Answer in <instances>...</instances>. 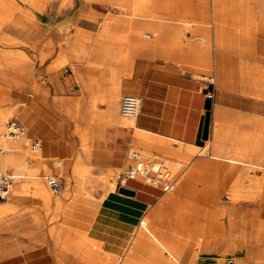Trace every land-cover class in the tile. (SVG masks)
<instances>
[{"label":"rangeland","instance_id":"1","mask_svg":"<svg viewBox=\"0 0 264 264\" xmlns=\"http://www.w3.org/2000/svg\"><path fill=\"white\" fill-rule=\"evenodd\" d=\"M119 1L125 3L126 6L117 4ZM189 1L202 3L204 0H81L83 5H79L77 0H7L10 6H4L3 10L0 11V17H4V20L0 21V39L7 38V40L2 39L0 42V67L10 66V70L0 73V87L2 88L0 89L6 91L0 93V98L3 100L0 108L12 116L4 121L3 133H6L7 123L17 119L26 126V134L29 138L24 136V139L21 140L28 146L27 150L20 156L24 167L0 169V171H12L17 175L14 183L17 181L30 182L31 180L26 177L37 173V159L42 158L40 151H33L32 140L41 139L42 146L45 144V138L39 131L29 130L30 123L40 120L42 116L33 113L27 122L17 116V108L12 105L13 102L22 100L31 107L36 103L37 96L49 105L52 111L49 121L52 124L51 129L54 137L58 143L66 146V148L55 152L52 156L53 160H49V167L41 171L42 181L48 187L49 194L53 199L60 200L59 204H54L57 207L45 208L40 206L32 196H28L22 204H18L12 214L32 213L34 216L27 214L24 222L12 227L2 223L4 218L0 219V233L14 228H18L17 231L20 233H26V230L33 231V238L30 239L33 241L31 249L35 246L46 247L48 252L51 250L50 253H52L56 264H69V255L75 252H79L80 255L76 254L70 257L74 264H118L132 233L139 225V221L147 218L156 204L145 209L142 216L137 217L135 213L138 208L121 202L123 197L117 189L107 195L103 182L107 173H103L102 167L95 166L83 151L84 136L88 131L93 133L89 140L90 145L101 142L106 150L112 149V131L103 125L111 123L115 119L111 98L99 92L100 88L97 81H102L100 68L90 73L87 71L96 58L84 53V50L91 52L95 48L94 41L96 38L106 26H110L112 29L107 33L106 39L124 42L117 43L114 47H111L110 42H107L106 45L110 46L111 49L113 48L117 55L134 56V39L129 35L119 36V34L128 31H140L145 27L142 22L144 19L139 16L135 17L132 14L133 10H140L139 12L145 16V23L152 24L155 23L154 21L162 22L164 20L166 23H175L180 26L182 34L180 38H185L180 43L181 50L188 47L186 44L190 40L202 41L203 43L200 42V44L211 46V43L207 44L206 42L208 38L194 31L190 33V26L196 22L195 20H187L190 8L185 2ZM205 1L210 2V0ZM235 2L241 3L240 6L242 5V1L236 0ZM248 3L250 2L246 1L245 4L247 12L236 16V22L239 24H228L229 28L235 31V28L254 26L252 14L248 12L251 9V4ZM131 4L133 7L127 8ZM163 4H168L169 7L164 8ZM51 8L61 12L62 20L48 19V11ZM183 14L188 16L183 17ZM131 19L133 21L128 23L127 21ZM257 31L259 32L257 37L260 34L264 35V28ZM191 35L192 38L189 39L187 36ZM142 38L145 39V34ZM149 40L154 41L155 37L153 36ZM197 42L194 44L193 51L200 54L209 53V51L204 52L205 49L209 50L208 46L202 50L197 46L199 45ZM159 46L163 48L166 43L161 42ZM141 47L145 48V44ZM138 58L140 57H136V60ZM156 59L165 60V69L169 71L184 73L190 70L198 75L196 68H199L201 73L207 76V79H200L191 74L193 78L202 82H211L215 75L213 64L209 66L197 64L195 69H190L180 67L176 62L171 61V58L165 56H159ZM249 59H260L261 62L258 64L264 68V60L260 56ZM111 64L113 67H117V64ZM181 65L189 66L184 63ZM262 74L264 76V72ZM13 90H20V92L16 94ZM123 96L121 90L118 103V111L121 115L120 104ZM78 109L81 110L82 116L76 121L75 119L79 116L75 118L74 113ZM157 142L149 144H158L162 149H147L146 147L145 149H138L135 146H132V149L128 148L126 159H128L131 150L141 151L144 156L159 155L168 160V165L174 173L180 171L179 163L184 164L186 168L181 174L178 184L172 191L168 192L171 193L170 195L176 196L175 198L185 199L179 196L177 187L188 171L192 159L197 154L208 153V148L194 149L189 152V155L193 157L185 158L175 155V141H168V144ZM7 152L0 137V155H6ZM78 154L81 155V164H75ZM124 167H121V170L116 174L113 173L115 184L118 174ZM76 168L79 169V172L75 170ZM113 170L110 169L108 172ZM256 170L263 173L261 178L247 174L245 180L241 181L240 176L233 181L232 185L227 186V188L234 186L242 194L243 198L241 196L240 200L236 202L231 199L228 192L227 194L223 192L213 204L196 203L200 206L199 213H197L196 207L189 209L179 203L180 206L177 208L190 212L188 215L191 219L188 218L190 221L174 234V238L180 243H188L187 254L192 259L190 264H206L207 258L211 259L210 264H231L232 259L235 260L236 264H264V256L256 260H249L244 250L227 251L229 243L220 239L223 236L224 221L228 214L236 220L244 221L246 227L244 230L247 233L244 245H250L251 238L256 236L257 246L264 251V167H252L247 171ZM19 176L23 178L18 179ZM51 176L60 181L58 193H53L47 184L46 178ZM168 192L165 194L169 195ZM13 194L12 185L11 196L6 202L12 200ZM220 203L230 206L225 208L227 214L219 215L221 212L217 205ZM172 206L175 207V205ZM203 206L207 207L205 211ZM208 211L213 213H208ZM175 212L176 210L173 209L171 214ZM211 218L214 220L211 222L214 226L211 225L210 228ZM218 218L220 219L218 220ZM34 219L38 221L39 229L33 224ZM254 220L258 225L256 228L252 227ZM186 228H190L193 234L191 235ZM168 231L170 230L167 229L166 232ZM110 232L111 236H109ZM102 236L108 237L104 239L105 237ZM15 239L21 241L22 236ZM108 245L115 247L116 251L105 247ZM38 248L40 247L36 249ZM31 249L27 251L25 248L20 249L22 254L26 253L29 256L26 259L29 264H38L45 260V257H41V255L36 256L34 253H30ZM0 261L1 263L5 261L7 264L23 262L21 254L0 259ZM129 261V264H145V255L134 252L129 257Z\"/></svg>","mask_w":264,"mask_h":264},{"label":"crops","instance_id":"2","mask_svg":"<svg viewBox=\"0 0 264 264\" xmlns=\"http://www.w3.org/2000/svg\"><path fill=\"white\" fill-rule=\"evenodd\" d=\"M235 1L229 0L223 5L221 12L215 16L212 0H210L207 7H203L202 3L199 2H185L187 7L190 8V14L188 12L190 19L187 20H195L196 22L190 26V33L194 31L201 34L209 30L211 36L206 42L207 44L211 43V46L200 44L202 41L190 40L186 44L188 45L187 48L179 50L181 41L173 44L171 38L174 34L175 37L182 36L181 27L175 23L157 20L152 24L145 23V48L141 47L134 50V56L117 55L116 51L113 48L111 49L117 43L124 41L106 39L107 33L112 29L110 26H106L99 35L104 40H100L98 37L94 41L95 48L91 52L84 50V52L96 58L87 70L88 73L100 68L102 74L101 66H112L111 63L117 64L116 79H112L106 72L104 75L102 74V81H98L100 84L99 92L110 97L113 106L115 119L111 123L101 124L112 131V149L106 150L101 142L90 145L89 140L93 136L90 131L86 132L84 136L83 151L86 157L91 159L95 166L102 167L104 169L103 173H107L110 169L125 166L127 160L126 150L128 148L132 149L131 147L136 146V144L147 149H162L158 144H149L154 142L145 141L143 143L140 140L137 141L135 132L138 129L169 142L171 140L175 141L174 151L176 156L191 158L193 156L189 155L190 151L198 148L202 150L208 148V153L197 154L192 159L188 171L177 187L180 197L195 200V204H213L223 192L227 194V186L240 176L244 178L247 174L256 178L263 176L261 171L248 172L247 170L252 167H264V98L256 96L253 92V80L249 72L233 65L232 60L236 59L238 62L245 64L261 62L260 59L252 60L249 58L257 57L259 51L264 48V35L260 34L257 37L259 34L257 30H263L264 28V3L263 0H237L242 1L240 6L241 3ZM246 1L251 4V9L248 12L252 14L254 26L248 25L244 28H235L234 31L229 28L228 24H239V22H236V16L247 12ZM77 2L79 5H83L81 0H77ZM117 4L126 6L121 1ZM4 6L9 7L10 3L7 0H0V11L3 10ZM163 6L164 8L169 7L168 4H163ZM131 7H133L132 4L128 5L127 8ZM188 15L183 14V17ZM49 17L55 21L63 18L61 13L59 14L55 9L51 11ZM159 17L163 18L162 16ZM3 20L4 17H0V21ZM132 21L131 19L127 22L131 23ZM155 31L160 34L156 35ZM126 35L132 38V31L119 34V36ZM153 36L155 40L150 41L149 38L151 39ZM187 37L191 39L192 35ZM4 39L7 40V38ZM107 42H110L112 46H107ZM161 42H165L166 46L163 48L159 46ZM196 42L202 50L207 46L209 47H207L209 50L205 49L204 52L209 51L213 59L212 64L215 65V75L212 77L211 82H202L192 76L193 74L197 78L207 79L203 73L200 76L190 70L184 73L166 70V61L156 59L159 56H165L171 58V61L173 60L180 67L195 69L197 64L201 63L200 58L192 50ZM136 57L140 58L136 60ZM181 63L189 66L181 65ZM7 70L10 69L2 66L0 73ZM263 85L261 88L264 92ZM114 88H116L115 91ZM121 90L123 95H140L143 97L141 111L135 117L134 127H129L121 121L122 115L118 111ZM13 92L17 94L20 90H13ZM36 98V103L31 107L22 100L13 102L12 105L17 108V116L27 122L33 113L42 116L40 120L30 123L29 130H37L44 136L45 144L41 148V156L43 159L53 160V154L63 148L65 149L66 146L58 143L54 137L51 129L52 124L49 121L52 113L50 106L45 104L39 97L36 96ZM208 100H211L209 138L204 140L206 103ZM80 113V109L74 113L75 118L79 116L77 119L74 118L76 121L82 116V113ZM24 136L27 139L29 138L28 134ZM76 163H82L80 154L77 155ZM126 185L135 191V196L121 195L123 197L121 202L137 207L138 210L135 213L137 217L142 216L145 209L156 204V207L152 208L149 222L151 234L163 247L172 251L182 264H190L192 259L187 254L188 243H180L174 238V234L190 221L188 213L163 204L161 197L165 195V192L158 187L136 179L128 180ZM217 206L222 211L226 207H230L221 203ZM173 209L176 212L171 214ZM29 215L34 216L32 213H28ZM240 222L241 220H236L227 214L224 221L223 236L220 239L229 243L227 251L244 250L249 260L261 258L264 256V251L257 246L256 236L251 238L250 245H244L243 239H247V233L244 230L246 227L244 221ZM33 224L38 229L40 228L38 221L35 219ZM252 225L253 228L258 226L255 220ZM161 228H164V230ZM167 229L170 231L166 232ZM186 229L189 230L188 232L191 235L193 234L190 228ZM17 230L19 229L14 228L0 233V259H7L21 254L23 262L19 264H29L25 258L26 253L22 254L20 249L25 248L26 251L31 249L33 241L30 239L33 238V231L26 230V233H20ZM18 236H22L21 241L14 240ZM109 236H111V232ZM107 237L104 239H107ZM12 238L13 240H11ZM37 247L40 248L36 249ZM105 247L116 251V248L111 245ZM47 250L44 246H35L30 250V253L45 257V260L38 264H56L52 254ZM44 251L45 253H43ZM76 254L80 255L79 252L69 255V264H74L70 257ZM209 262H211V259L207 258L205 263L210 264ZM230 263L236 264L234 259Z\"/></svg>","mask_w":264,"mask_h":264},{"label":"bare ground","instance_id":"3","mask_svg":"<svg viewBox=\"0 0 264 264\" xmlns=\"http://www.w3.org/2000/svg\"><path fill=\"white\" fill-rule=\"evenodd\" d=\"M228 1L229 0H212V8L214 10V16L217 13L221 12L223 5H225V3H227ZM263 3H264V0H263ZM202 6L207 7L208 1L204 0L202 2ZM53 9L54 8H51L48 11V19L49 20L51 19L49 17V15ZM139 11L140 10H135V11L133 10L132 14H134L135 17L139 16V17L143 18L144 20L142 22L145 25V16H143ZM60 13L61 12H59V14ZM53 21H55V20H53ZM155 32H156V35L160 34V33H158V31H155ZM144 34H145V27L142 28L140 31L132 32V38L134 39V42H135L134 50L140 49V47L145 44V39L142 38L144 36ZM201 35H203L205 38H210L211 33L209 30H206V32L201 33ZM1 40L2 39H0V42H1ZM100 40H104V39L101 38ZM182 40H185V38L182 39V38H180V36L175 37V34L172 35L171 41H173L172 42L173 44L177 43L179 41H182ZM179 50H181V48H179ZM84 53H86V52H84ZM195 53L197 54V56L201 60V63H199V64H201V65L205 64V66L212 65L213 59L211 58L209 53H205V54H200L198 52H195ZM3 55H4V53H3ZM258 56H260L264 60V49L262 51H259ZM232 62H233V65H235L236 67L246 69L249 72V75H250L251 79L253 80V86H252L253 92H255L256 96L264 98V92L261 88L263 85V74H262V72H264V68L262 66H260L258 63L250 62L248 64L247 63L245 64V63L238 62L236 59L232 60ZM7 67L10 69V66H7ZM101 67H102V74L103 75L106 72H108V74L110 75V77L112 79H116V75H115L116 67H112V66H101ZM0 69H1V67H0ZM196 70H198L197 73H199L200 75L202 74L200 71L201 69L196 68ZM203 75H204V77H207L205 74H203ZM209 78H211V77H209ZM97 85L100 86L98 81H97ZM115 90H116V88H114V91ZM5 92L6 91H4V90L0 91V93H5ZM2 102H3V100L0 98V104ZM11 116H12V114H8L0 108V137L2 138L3 145L5 146V148L8 151L6 155H3V156L0 155V169H2V170L19 169L21 167H24V164L21 163L20 156L22 153H24L27 150V147H28L26 143L21 142V140L24 139V136L19 138V139H11V138H8L6 136L5 132L3 133V127H4L3 123L5 120H7ZM123 117H125V118H123ZM133 117H135V116H124L123 115L121 117V121L123 124H125L129 127H134L135 126V118H133ZM135 139L137 141L140 140L143 143H145V141L154 142V143H156L157 141L158 142L160 141V143L161 142H166V143L168 142L167 140H165L163 138L155 137L151 134L145 133V132L140 131L138 129L135 132ZM135 147H137L138 149H145L144 146H139L137 144ZM33 151L39 152V151H41V149H37V150L33 149ZM141 153H143V152H141ZM37 161H38L36 164V167H38L37 173H35V175L26 177L27 179H30L31 181L30 182H23V181L18 182L17 181L15 183L13 181L14 194H13L12 200L9 202H6V201L3 203L0 202V219L4 218L2 223H5L6 225L12 227L13 225H16L20 222L25 221L28 213H24V214H20V215L12 214V213L15 212L18 204H22L28 196H32L40 206H44L45 208L52 207L54 204L60 203L59 199H53L51 197V195L49 194V191H48V187H46L42 181L43 175H42L41 171L46 170L49 167V160L39 158V159H37ZM75 170H77L79 172L78 168H76ZM119 170H121V168H115L112 172H107V174H106L105 181H103V182L105 183L104 190L106 191L107 195H109L114 189H116L115 179H113V173L116 174ZM22 178L23 177H20V176L18 177V179H22ZM243 180H245V178L243 176H241V181H243ZM232 184H233V182L230 183V185H232ZM238 190L239 189H236L234 186L227 188L228 194H230L231 199L235 202L240 200L239 198L242 196V194L239 193ZM168 193H169V195L165 194L161 198V202L163 204H165L169 207H173L172 205H175V207L177 208V206H180L179 205V203H180L181 205H184L185 207H188L189 209L196 207L197 213H199V211H200L199 207L200 206H198L197 204L194 203L195 200L192 201V199L190 200V199L175 198L176 196L174 197V196L170 195L171 194L170 192H168ZM121 195H124V194H121ZM242 198H243V196H242ZM251 199H252V197H251ZM245 201H247V200L245 199ZM209 207L211 208V206H209ZM202 208H204L203 210L205 211V209L207 207L205 208L203 206ZM152 210L149 212V215L147 216V218H143L142 220L139 221V225H138L137 229L132 233V237L129 240V242L127 243L125 250H124V254L122 255V258L118 261V264H120L122 262H123V264H129L130 263L129 257H131L134 254V252H136L137 254L143 253L145 255V264H182L172 251L163 247L160 244V242L151 234V232L149 230V222L151 220ZM178 210H180V209H178ZM180 211H183V210H180ZM184 212L190 213L188 211H184ZM201 212H202V210H201ZM211 212L208 211V213H211ZM220 212L221 213H219V215L224 214V213L226 214V210H223V211L220 210ZM205 216H207V215H205ZM219 219L220 218H218V220ZM213 221L214 220L212 219V221H210V223L208 222L210 224V228H211V225H213L211 223ZM263 229H264V226H263ZM244 241L245 240L243 239V243H244ZM130 252H133V253L131 254ZM55 254L58 255L57 253H55ZM25 255H26L25 258L27 259L29 256L27 254H25ZM165 255H168V256H165ZM0 264H7V263L5 261L3 263H1V261H0Z\"/></svg>","mask_w":264,"mask_h":264},{"label":"built area","instance_id":"4","mask_svg":"<svg viewBox=\"0 0 264 264\" xmlns=\"http://www.w3.org/2000/svg\"><path fill=\"white\" fill-rule=\"evenodd\" d=\"M143 97L140 95H124L121 99L120 109L124 116L137 117L141 111ZM26 126L19 120L14 119L6 125V136L11 139H19L26 134ZM34 150L42 148L41 139H33ZM4 152V150H1ZM186 167L179 163V172L174 173L168 165V160L159 156H144L142 153L131 150L127 163L118 174L116 189L127 187L128 180H141L144 183L160 188L163 192L172 191L180 179ZM17 178L12 171H0V202L9 200L12 193L13 181ZM47 184L53 193L60 190V181L56 177H47Z\"/></svg>","mask_w":264,"mask_h":264},{"label":"water","instance_id":"5","mask_svg":"<svg viewBox=\"0 0 264 264\" xmlns=\"http://www.w3.org/2000/svg\"><path fill=\"white\" fill-rule=\"evenodd\" d=\"M206 109H207V114H206V120H205V127H204V134H203V139L208 140L209 138V127H210V109H211V100H208L206 103ZM118 192L121 194H124L126 196H135V191L130 188H125V187H120L118 189Z\"/></svg>","mask_w":264,"mask_h":264}]
</instances>
